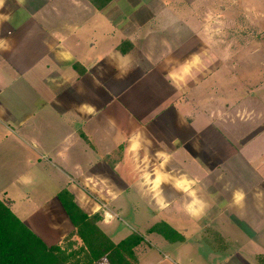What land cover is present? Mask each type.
Returning <instances> with one entry per match:
<instances>
[{"label":"crops","instance_id":"1","mask_svg":"<svg viewBox=\"0 0 264 264\" xmlns=\"http://www.w3.org/2000/svg\"><path fill=\"white\" fill-rule=\"evenodd\" d=\"M100 2H0V200L46 244L74 205L139 264H264V0Z\"/></svg>","mask_w":264,"mask_h":264},{"label":"trees","instance_id":"2","mask_svg":"<svg viewBox=\"0 0 264 264\" xmlns=\"http://www.w3.org/2000/svg\"><path fill=\"white\" fill-rule=\"evenodd\" d=\"M91 1L97 7L103 5L101 0ZM68 211L75 229H79L77 230L79 237L94 253L93 257L99 260V264L105 257L110 264H125V258L133 255L132 250L140 241L138 237L115 245L99 229L92 228L89 225L91 220L76 210L74 205L72 211ZM56 251L59 252V249H48L43 240L0 200V264H55L58 258L55 256Z\"/></svg>","mask_w":264,"mask_h":264},{"label":"rangeland","instance_id":"3","mask_svg":"<svg viewBox=\"0 0 264 264\" xmlns=\"http://www.w3.org/2000/svg\"><path fill=\"white\" fill-rule=\"evenodd\" d=\"M230 4H231V2H229V0H228L226 5L229 7ZM246 18H248V17H246ZM246 18H245V16L243 17L244 20H246ZM243 23L247 25L248 21H243ZM260 57L264 58V53L263 54L260 53V55H257L256 56L257 60H260L259 59ZM262 63H264V62H262ZM2 202L7 207L9 206L8 203H6L4 201H2ZM95 202H97V201H95ZM87 206H88V208H91V204L88 203ZM90 220L91 221L89 222V225L92 228H96L98 230V227L96 225V221H97L96 216ZM48 223L49 222L47 221L46 224H44L42 220H39L38 225H39V229L41 232H44V233L46 232L45 227L48 225ZM77 230H79V229L74 230L76 237L73 236L72 233H70L68 235V237H66L64 240H62L60 242V241H58V235L56 233L53 236L51 235V238L49 240H52V242L58 241L57 243H53V244H46L45 243V245L48 249H51V248H58L59 249V252H57V251L55 252V256L58 257L55 264H99V260L97 261L94 259V257H93V256H95L94 253L91 251V249L86 244L83 243L82 239L78 235ZM40 239H42V238H40ZM132 253H133L132 256H130L128 254L129 256H127V259L126 258H125V260L123 259L125 264H139L138 255L136 254V249H135V252H134V250H132ZM102 258H104V257H102ZM128 258H129V260H128ZM106 259H107L106 257L104 259H102V262L100 264H110V261H108Z\"/></svg>","mask_w":264,"mask_h":264},{"label":"clouds","instance_id":"4","mask_svg":"<svg viewBox=\"0 0 264 264\" xmlns=\"http://www.w3.org/2000/svg\"><path fill=\"white\" fill-rule=\"evenodd\" d=\"M0 2H2V0H0ZM186 70H187V66L185 67V71H186ZM93 110H94L93 108L89 107V111H90V112L93 111ZM133 147H136V145H134ZM193 183H195V181H188V180L185 179V180H183L181 183H178L176 186H177L178 188H180V187L186 185V186L183 187V190H184L185 192H188V194H189L190 196H192V201H191V203H189V204L186 206L185 211H186L189 215H192V216H199L200 213H201V212L203 211V209H204V205H203V203H202L200 200H198V199L196 198V195H195L194 192L189 191V188H190L191 184H193ZM234 195H235V199H236L237 202H239V201L243 198V197H242V193L237 192V193H235Z\"/></svg>","mask_w":264,"mask_h":264}]
</instances>
